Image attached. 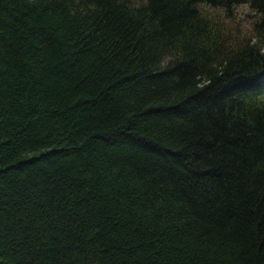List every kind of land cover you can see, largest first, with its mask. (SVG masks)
Masks as SVG:
<instances>
[{"label": "trees", "instance_id": "16d2710c", "mask_svg": "<svg viewBox=\"0 0 264 264\" xmlns=\"http://www.w3.org/2000/svg\"><path fill=\"white\" fill-rule=\"evenodd\" d=\"M0 264H264V0H0Z\"/></svg>", "mask_w": 264, "mask_h": 264}, {"label": "rangeland", "instance_id": "374dc122", "mask_svg": "<svg viewBox=\"0 0 264 264\" xmlns=\"http://www.w3.org/2000/svg\"><path fill=\"white\" fill-rule=\"evenodd\" d=\"M235 18L230 22L234 31L245 34H252L251 25L255 15L245 5H240L235 12Z\"/></svg>", "mask_w": 264, "mask_h": 264}]
</instances>
